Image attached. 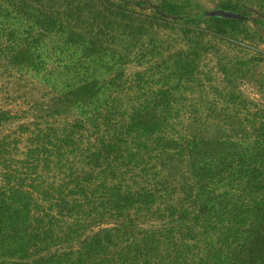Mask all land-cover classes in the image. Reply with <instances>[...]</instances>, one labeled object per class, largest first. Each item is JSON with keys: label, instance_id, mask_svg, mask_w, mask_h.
I'll return each instance as SVG.
<instances>
[{"label": "trees", "instance_id": "trees-1", "mask_svg": "<svg viewBox=\"0 0 264 264\" xmlns=\"http://www.w3.org/2000/svg\"><path fill=\"white\" fill-rule=\"evenodd\" d=\"M6 1L11 0H0V13L7 15ZM62 1L60 12L77 17L93 4L101 20L97 25L132 15L170 25L164 15L135 14L114 0ZM45 3L43 36L55 28L82 53L57 72L63 89L52 100L59 106L41 118L42 124L22 125L11 135L0 132V259L9 264H264V117L257 119L263 129L259 138L238 141L244 146L216 148L221 142L180 136L174 121L181 104L171 100V88H136L135 100L123 102L122 90L130 94L127 86L135 85L117 69L101 78L93 58L108 49L100 34L90 30L71 39L69 18L54 17L49 0ZM4 31L14 36L12 29ZM33 36L27 42L22 36L0 38V50L11 62L39 71L52 42L47 46ZM175 56L184 75L189 66L184 50ZM79 58L91 60V66L80 69ZM112 63H125L122 51ZM71 109L76 114L68 117ZM155 162L163 174L153 172Z\"/></svg>", "mask_w": 264, "mask_h": 264}, {"label": "rangeland", "instance_id": "rangeland-1", "mask_svg": "<svg viewBox=\"0 0 264 264\" xmlns=\"http://www.w3.org/2000/svg\"><path fill=\"white\" fill-rule=\"evenodd\" d=\"M47 1L22 0L21 6L6 1L11 7H7V15L0 13L3 25L0 38L5 42L17 36L27 42L32 32V40H43L47 46L52 42L51 49L45 51V66L39 71L11 62L7 53L0 50V132L6 135L18 131L22 125L42 124L41 118L58 108V103L52 100L63 89L57 72L82 53L75 42L67 41L66 34H58L55 28L43 36L40 11ZM62 2L49 0L48 8L54 17L69 18L70 38L76 40L77 33L93 30L100 34L98 39L108 49L93 58L98 62L96 68L101 78L117 69L135 85L127 86L132 89L130 94L122 90L123 102L127 98L135 100L131 92L136 88L140 92L139 88L143 91L169 87L171 100L181 104L174 121V130L180 136L189 134L191 139L202 136L221 142L216 148H228L234 143L244 146L238 141L259 138L258 132L263 129L257 125V119L264 117V0H114L135 14L158 18L164 15L170 24L167 26L147 23L135 15L104 20L101 26L97 25L101 20L93 13V4L84 6L81 10L87 13L77 17L76 13L63 15L59 10ZM28 5L32 7L26 10ZM6 29L21 33L6 36L3 34ZM179 49L184 50L189 61L184 75L179 74L174 63L175 51ZM121 51L125 63L113 67V58ZM78 60L83 62L80 69L91 66V60L90 63L85 58ZM75 114L71 109L67 116ZM156 165L155 162L153 172L163 174ZM0 264H9V260L0 259Z\"/></svg>", "mask_w": 264, "mask_h": 264}]
</instances>
